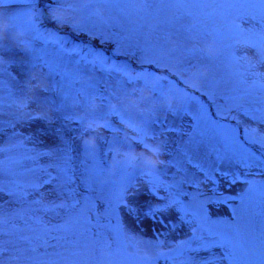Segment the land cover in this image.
Returning a JSON list of instances; mask_svg holds the SVG:
<instances>
[{
    "label": "snow or ice",
    "instance_id": "1",
    "mask_svg": "<svg viewBox=\"0 0 264 264\" xmlns=\"http://www.w3.org/2000/svg\"><path fill=\"white\" fill-rule=\"evenodd\" d=\"M53 4L57 23L89 34L76 22L85 8L99 17L98 5H138L143 16L133 22L131 31L143 41L142 47L136 45L145 53L141 62L171 72L169 65L179 53L182 63L175 79L143 67L135 71L128 64H110L98 49L73 44L44 27L43 14L35 8L37 0H0V9H9L7 33L30 54L31 67L59 77L57 111L77 105L82 109V114L64 119L75 121L86 158L78 169L73 164L72 139L63 135L60 146L44 151L28 148L15 131L8 135L7 147L0 143V196L7 194L14 205L6 208L0 202V264H264V232L257 243L244 204L233 210V222L220 223L212 219L210 206L230 198L216 193L219 199H215L203 191L205 182L217 183L213 177L228 180L224 165L264 169V153L257 159L246 147L264 148V0H53ZM96 34L101 41L113 39L121 44L120 35ZM49 47L60 57L50 59ZM4 49L0 38V52ZM63 57H74L69 62L76 67L67 68ZM210 66L221 73L211 84L204 71ZM4 71L5 62L0 59V111L5 107V88L12 102L25 108L26 102L17 101L2 78ZM97 71L102 73L99 78L85 75ZM105 76L118 78L116 90L100 87ZM197 78L206 89L207 105L189 90L190 81ZM33 80L37 88L47 90L39 87L40 76ZM75 84L80 87L69 91ZM190 107L196 130L189 143L207 136V151L214 163L206 166L186 151L182 153L186 163L177 169L183 178L168 182L153 158L162 149L151 126L161 124L155 115L158 109L188 114ZM238 115L250 123L240 126ZM5 123L16 127L14 121L0 119V135ZM41 156L48 163L41 164ZM116 176L119 179H105ZM138 179L146 181L156 203L147 207L132 203L129 193ZM238 179L232 173L228 183ZM259 188L264 191V183ZM253 190L250 185L248 191ZM122 211L152 219L175 213L191 233L178 243L142 239L124 226Z\"/></svg>",
    "mask_w": 264,
    "mask_h": 264
},
{
    "label": "rangeland",
    "instance_id": "2",
    "mask_svg": "<svg viewBox=\"0 0 264 264\" xmlns=\"http://www.w3.org/2000/svg\"><path fill=\"white\" fill-rule=\"evenodd\" d=\"M56 7L57 5L53 4V0H37V5L35 6L37 12L42 13L43 15L46 12L50 16L49 20L46 21L42 15L43 26L65 35L66 39L71 43L79 46H91L98 49L109 59L110 64H128L135 71H140L142 67L150 71L161 70L165 73L160 75H169L170 79L176 78L178 69L182 63V57L179 53L176 54L175 58L169 65L171 67V72H167L166 69H157L152 64L141 62V57L145 53H142L136 45L139 43L142 47L143 41L139 40V38L131 31L134 27L133 22L140 20L143 16L142 12L137 11L139 8L138 5H98L95 7H99L100 9L99 17L89 15V9L85 8L79 23L84 28L89 29L92 34L74 30L69 24L57 23L53 18L51 11V9ZM0 17H6L9 20V23L11 22L8 8L0 9ZM98 31L120 35L122 37L121 44L117 45L113 39L101 41L99 36L96 34ZM125 36L128 37V39H123ZM2 41L5 45L4 51L0 52V59L5 62V71L2 78L7 85L11 86L17 101L26 102L27 106L23 109L18 108L16 103L12 102V98L8 96V89H4L5 107L2 111H0V119L5 122L12 120L15 122L16 127L15 129L8 128L5 123V132L4 135H0V143H3V146L7 147L8 143L11 142L8 135L15 131L20 133L25 138L28 148L35 147L37 151H40L38 148L40 149L42 147H46L47 149H54L60 146L59 137L63 135L72 139L74 148L72 153L74 157L73 164L78 169H82V161H85L86 158L80 147V134L76 130L77 126L73 120L64 119L65 115L70 116L73 114H82V109L77 105L75 108L66 107L62 111H57V105L60 103L61 90H55L52 88V85L59 82V77L48 76L47 70H45L43 74H41L39 70H34L31 67L30 54L25 52L23 46L19 45L8 35V33L4 38H2ZM36 46L40 47L39 44ZM47 51L50 59L55 60L60 57V54L56 53L50 47ZM74 59V57H63L65 65H67L69 69L76 67L74 63L69 62ZM9 62H11L10 65ZM204 71L207 74L206 79L209 84H211L212 81L217 80L221 75L215 67L211 66L209 68L205 67ZM36 72L38 73V76H40V79L45 82L43 88H46V91L40 88L32 90V85L35 84L33 76ZM85 75L86 77L99 78L102 76V73L99 71L87 72ZM117 79V77L107 78L105 76L103 77V80H101L100 87L102 89L111 88L112 90H116ZM190 83V92L196 95L201 101L208 104L209 98L204 94L206 89L201 87L202 80L197 78L190 81ZM79 87V84H75L71 86L70 90H68L72 91L73 89ZM127 87L131 89L134 86L128 85ZM97 102L99 103V101ZM211 110L214 111V109ZM34 114H36L37 117ZM194 114V108L191 107L189 108L188 114H174L171 111L158 109L155 115L156 118L161 120V124L151 126L164 151L163 154L160 155L165 158L163 166H159V163H157V165L165 171V174L172 176L175 181L183 178V174L178 172L177 169L179 166L186 163L184 157L182 156V153L186 151H191L193 153V158L198 159V162H201L206 166L210 167L214 163V161L209 157V153L207 151V136L202 141L199 140L200 137H196L197 141L195 143H189L190 134L196 130V125L192 120V116ZM237 119L240 121V126H245L250 123L242 115H238ZM252 126L255 127L256 125L253 124ZM171 127L181 129L182 131H169L168 129ZM208 135H210V133ZM255 146L260 152L264 153V148H260L259 145ZM103 147L104 146L101 145L102 149ZM136 150L141 151L138 147ZM12 154L15 155V152ZM110 158V155L106 157V159ZM153 158L156 160L160 159L158 157ZM39 162L41 164H45L48 163V159L41 156L39 158ZM173 164L175 166H173ZM185 166L187 167V165ZM223 169H226L228 171L227 173H229L228 180L232 179V173H235L236 176L247 173L253 178H257L258 176L264 174V169H260L258 165L245 168L242 165L233 163L231 166L224 165ZM105 179H119V177H106ZM228 180L222 182L220 187H217L212 191H210L211 185L209 182H205L203 191L206 196H216V193L219 195H231L234 193L239 194L241 198L238 200L236 206L237 208H240L243 203L249 210L246 214L247 224L253 239L258 243L261 232H264V203L257 195L246 191V184L243 181L228 183ZM77 183L79 184V181H77ZM80 191L85 195L87 194L83 186L80 187ZM105 191H107V189ZM129 199L132 203L143 207H147L148 204L157 202L155 197L147 192L146 181L143 179H138L137 186L129 193ZM9 200L10 197L7 194L0 196V202H3L6 208L14 206L9 204ZM214 208L217 216H215L210 210L212 219L217 220L220 223H231L234 221L233 211L229 213L224 206L220 209L215 206ZM121 216L124 226L132 234L142 239H157L154 234L152 237L150 233V231L152 232V229L150 227L149 217H145L141 214L139 215V218H137L135 212L132 215H128L126 211H122ZM224 217H226V219ZM172 219L175 220L176 224L172 226L170 224L175 222H171L167 226V229L164 228L165 236L163 239L172 243H178L181 241L182 237L190 235L191 229L186 223L176 221V218L174 217L169 218L168 223ZM241 223H243V221H241ZM157 225L159 228L162 224ZM192 255L196 254L193 253ZM200 255H205V253H200ZM157 264L160 263L158 262Z\"/></svg>",
    "mask_w": 264,
    "mask_h": 264
},
{
    "label": "clouds",
    "instance_id": "3",
    "mask_svg": "<svg viewBox=\"0 0 264 264\" xmlns=\"http://www.w3.org/2000/svg\"><path fill=\"white\" fill-rule=\"evenodd\" d=\"M59 11V9L57 10ZM80 19L79 17H77L76 22L79 23ZM9 26V20L6 17H0V38H4L7 34V29ZM17 35H19V33H17ZM34 76H38V73H34ZM45 84V82H43L42 80L40 81V85L39 87H43ZM35 88H37V86L34 84L32 85V90H34ZM145 94H148L147 92ZM157 163L159 162V159L156 161Z\"/></svg>",
    "mask_w": 264,
    "mask_h": 264
}]
</instances>
